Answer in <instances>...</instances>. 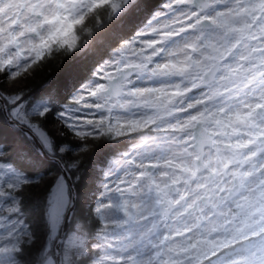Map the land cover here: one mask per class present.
Returning <instances> with one entry per match:
<instances>
[{
	"label": "clouds",
	"instance_id": "obj_1",
	"mask_svg": "<svg viewBox=\"0 0 264 264\" xmlns=\"http://www.w3.org/2000/svg\"><path fill=\"white\" fill-rule=\"evenodd\" d=\"M59 2L67 6L41 26L43 56L28 61L27 71L19 60L0 66V83L13 85L15 69L17 82L27 85L54 62L94 50L97 34L136 0H116L119 11L110 4L91 8L93 0ZM208 2L213 17L224 13L227 27L205 23L182 31L192 0L141 5V25L109 47L96 79L85 84L111 73L105 88L75 102L87 95L84 85L65 103L70 121L95 137L91 149L113 142L108 161L119 163L96 165V187L82 193L76 181L91 150L78 168L61 165L15 202H0V264H264V139L252 126L264 110L235 120L264 94V0ZM6 3L0 0V16L12 11ZM55 7L47 0L49 15ZM121 82V95L109 101V89ZM93 100L100 106H86ZM112 126L119 134L105 131ZM56 174L67 177L59 202L50 199ZM125 181V190L116 191Z\"/></svg>",
	"mask_w": 264,
	"mask_h": 264
},
{
	"label": "snow or ice",
	"instance_id": "obj_2",
	"mask_svg": "<svg viewBox=\"0 0 264 264\" xmlns=\"http://www.w3.org/2000/svg\"><path fill=\"white\" fill-rule=\"evenodd\" d=\"M180 2H184V0H180ZM192 3L194 9L182 21L183 25H187V27H182V31H191L198 25L205 23H214L221 27L228 26V21L221 19L224 16L223 12L217 11L215 17L211 15L210 9H212V4L208 0H204V2H201V0H192ZM105 4H110L114 11L120 10V4L116 0H93L90 7L97 8ZM66 6V4L56 0V7L51 9L52 14L49 15V12L46 11L47 0H8V3L4 4L3 7H11L12 11L7 17L0 16V66H11L19 60L24 64L23 71H27L28 68L32 67L33 65L29 64L28 61H33V63L37 62L43 56V48L47 46L45 37L40 34L42 24H50L60 15L57 9H62ZM196 7H199L202 11H196ZM2 11L3 9H0V12ZM33 17L36 19L34 20ZM80 19L82 20L83 17H80ZM26 35L35 37L36 39L25 40L24 37ZM25 44H27V48L24 47ZM188 47L192 48L194 45H188ZM28 51L34 53V56H25V52ZM6 52L7 55H5ZM12 52H15V56L12 55ZM19 67L20 65L17 64V68ZM177 67L183 68L186 65H177ZM20 75L21 72L14 69L12 73L13 85H0V105L8 109V118L17 126H25L30 129L33 136L38 140L40 148L47 156L56 160L60 166L63 165L69 171L78 168L82 158L91 152L92 149L90 146L95 137L88 139L90 133L82 129L81 122L70 121V118L65 115L69 111L68 105H64L63 111L56 113L57 119L52 125L56 131L55 133L50 132L46 127V121L51 115L50 102L48 100H40L28 106L23 99L24 93L27 90L26 84L17 82ZM101 76L102 78H98L95 84L85 85L82 92L87 93V95H76L74 98L75 102H79L82 99L92 100L93 96L104 89L105 80L111 78V73H102ZM122 88V82L115 83L109 89V101L111 98H118L121 95ZM139 91L143 92L144 89H140ZM86 106L99 107L100 105L93 100L91 105ZM247 107L249 111L244 113L237 112L235 114V120H249L255 113H261V110H264V94L255 103H251ZM132 123L135 124L136 122ZM261 123H264V113L261 114L259 122H253L252 124L256 135L264 139V128L260 127ZM61 126L63 127L61 128ZM113 130L117 134L120 132V128L115 126L105 129V131ZM96 131H101V129L97 128ZM57 134L60 136L70 135L77 138L83 137L84 139L75 140L78 141L75 144L71 141L61 142L57 139ZM10 150H14L13 144H5L3 141H0V202L6 203L15 202L30 186H35L49 179V177L44 175L32 178L26 175L24 171L19 170V168L28 169L40 164L39 157L32 154L19 157L22 161L19 164V168H14L6 163L5 161L9 157ZM66 156L68 157L67 160H65ZM118 163L119 161L117 160L108 161L107 168H115ZM126 163L128 166L135 167L134 160H127ZM143 175L146 174L142 173L141 176ZM51 179L54 183L51 189L50 199H55L59 202L67 188V177L63 174H56ZM127 183L130 182L125 181L115 185V190H125ZM108 187L112 188L114 186L108 185ZM126 206L127 202L125 201L121 207L126 209Z\"/></svg>",
	"mask_w": 264,
	"mask_h": 264
},
{
	"label": "trees",
	"instance_id": "obj_3",
	"mask_svg": "<svg viewBox=\"0 0 264 264\" xmlns=\"http://www.w3.org/2000/svg\"><path fill=\"white\" fill-rule=\"evenodd\" d=\"M143 4H147L149 9H155L161 5V0H136L131 7L126 8L116 17L107 29L97 34L94 50L90 49L74 54L65 58L61 64L59 61L54 62L45 69L44 73L38 71L36 79L26 85L27 90L23 99L28 106L40 100L50 102L51 115L46 121V127L50 132L55 133L56 130L52 125L56 122V113L64 110L68 97L82 89L85 84L96 79L93 76V71L96 69V65L107 57L109 47L115 45L120 39L133 34L141 25L144 20V10L141 8ZM0 79H2V74H0ZM2 84L0 83V85ZM57 139L61 142L78 143V141L72 140L70 135L60 136L57 134ZM0 141L5 144H13L14 150H10L9 157L5 162L14 168H19V164L22 162L19 157L29 154L39 157V165L28 169L19 168L26 175L35 178L60 171L58 162L47 158L27 132L7 119L2 105H0ZM113 152V142L104 141L95 146L86 162L81 166L83 168L82 178L76 181L80 192L89 194L93 192L96 187L94 180L97 178L98 172L96 165L105 166ZM69 175L71 174L69 173ZM91 198L94 199V195Z\"/></svg>",
	"mask_w": 264,
	"mask_h": 264
},
{
	"label": "water",
	"instance_id": "obj_4",
	"mask_svg": "<svg viewBox=\"0 0 264 264\" xmlns=\"http://www.w3.org/2000/svg\"><path fill=\"white\" fill-rule=\"evenodd\" d=\"M2 108H3V111H4V113H5L6 117H7V119H8L12 124L16 125L13 121H11V120L8 118V111H7V108H4L3 106H2ZM16 126H17V125H16ZM18 127H21L25 132H27V134H28L29 136H31V137L33 138V140L35 141V143L38 145L40 151H41V152H42L47 158L51 159V157L47 156V155L45 154V152L40 148V145H39L38 140L33 136V134H32V132H31L30 129H28V128L25 127V126H18ZM55 161H56V160H55ZM56 162H57V161H56ZM69 182L71 183V179H70Z\"/></svg>",
	"mask_w": 264,
	"mask_h": 264
},
{
	"label": "flooded vegetation",
	"instance_id": "obj_5",
	"mask_svg": "<svg viewBox=\"0 0 264 264\" xmlns=\"http://www.w3.org/2000/svg\"><path fill=\"white\" fill-rule=\"evenodd\" d=\"M163 3V0H161V4ZM124 11V10H123ZM127 11V10H126ZM132 35V34H131Z\"/></svg>",
	"mask_w": 264,
	"mask_h": 264
},
{
	"label": "rangeland",
	"instance_id": "obj_6",
	"mask_svg": "<svg viewBox=\"0 0 264 264\" xmlns=\"http://www.w3.org/2000/svg\"><path fill=\"white\" fill-rule=\"evenodd\" d=\"M125 10V9H124Z\"/></svg>",
	"mask_w": 264,
	"mask_h": 264
}]
</instances>
